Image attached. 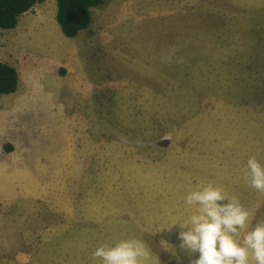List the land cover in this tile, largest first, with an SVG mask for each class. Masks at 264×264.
I'll return each mask as SVG.
<instances>
[{"label":"rangeland","instance_id":"obj_1","mask_svg":"<svg viewBox=\"0 0 264 264\" xmlns=\"http://www.w3.org/2000/svg\"><path fill=\"white\" fill-rule=\"evenodd\" d=\"M55 9L0 30L19 74L0 105V264H96L104 222L154 264H190L196 183L264 221L243 178L249 157L264 165V0H104L73 41Z\"/></svg>","mask_w":264,"mask_h":264},{"label":"clouds","instance_id":"obj_2","mask_svg":"<svg viewBox=\"0 0 264 264\" xmlns=\"http://www.w3.org/2000/svg\"><path fill=\"white\" fill-rule=\"evenodd\" d=\"M232 140L225 145L231 146ZM248 187L264 194V165L249 157L243 169ZM184 202L194 211L179 224L180 247L199 253L190 264H264V221L250 227V212L238 197L212 183L190 187ZM101 264H150L152 254L140 239L102 244L92 253Z\"/></svg>","mask_w":264,"mask_h":264},{"label":"trees","instance_id":"obj_3","mask_svg":"<svg viewBox=\"0 0 264 264\" xmlns=\"http://www.w3.org/2000/svg\"><path fill=\"white\" fill-rule=\"evenodd\" d=\"M55 21L61 34L75 38L90 24L89 10L100 7L104 0H54ZM43 0H0V30L16 28L19 18ZM18 75L14 67L0 62V97L16 92Z\"/></svg>","mask_w":264,"mask_h":264},{"label":"crops","instance_id":"obj_4","mask_svg":"<svg viewBox=\"0 0 264 264\" xmlns=\"http://www.w3.org/2000/svg\"><path fill=\"white\" fill-rule=\"evenodd\" d=\"M39 4H41V3H39ZM37 5V4H36ZM36 5L31 9V10H29L28 12H26V13H24L23 15H27L28 13H30V12H32L33 10H35V7H36ZM101 7V6H100ZM97 8H99V7H97ZM96 8H93V9H90L89 10V15L91 16V12H95L96 10H95ZM22 15V16H23ZM21 16V17H22ZM20 17V18H21ZM19 18V19H20ZM53 18V17H52ZM52 18H49V17H45V18H43V20L45 21L46 19H52ZM91 20L90 21H92V16H91V18H90ZM19 23V22H18ZM18 25V24H17ZM90 25H91V22H90ZM16 28H17V26H16ZM12 30H15V28L14 29H12ZM55 30V29H54ZM1 31H11V30H1ZM29 32V31H28ZM81 33V32H80ZM29 34V33H28ZM79 35V34H78ZM75 39V38H74ZM74 39H72V41L74 40ZM4 62V61H3ZM4 63H6V62H4ZM8 65H10V66H12V67H14L15 69H16V67L12 64V63H7ZM17 71V70H16ZM18 74V73H17ZM18 78H19V74H18ZM19 80V79H18ZM18 89H19V85H17V90H16V92L15 93H13V94H10V95H2L1 97H0V105H1V103L2 102H5V101H8V100H10L11 99V97H13V96H15L16 95V93L18 92ZM86 230V229H85ZM112 230H114L113 229V227H112V223L111 222H104L102 225H101V227H100V229L98 230V232H97V234H96V236L94 237V239L93 240H89L91 243L92 242H104L105 244H113V242H115V241H117V240H120L119 239V237H120V235L122 234H116L115 233V235L114 236H111V231ZM65 231H68V232H70L69 231V229L68 228H66L65 227ZM71 233V232H70ZM68 234L66 233V235H64L63 236V241H66V242H69V241H74V244H78V240L76 239V237H72V236H67ZM72 235H74V234H72ZM76 236V235H75ZM92 248L90 247V249L89 250H91ZM32 262H35V261H32ZM29 264V263H28ZM96 264H101V262L99 261V262H96ZM150 264H154L153 262H151L150 261Z\"/></svg>","mask_w":264,"mask_h":264}]
</instances>
